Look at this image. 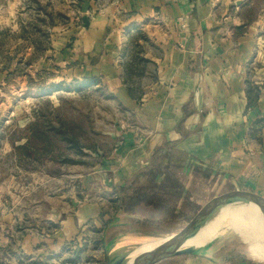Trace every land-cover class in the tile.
<instances>
[{
    "label": "crops",
    "instance_id": "crops-1",
    "mask_svg": "<svg viewBox=\"0 0 264 264\" xmlns=\"http://www.w3.org/2000/svg\"><path fill=\"white\" fill-rule=\"evenodd\" d=\"M3 1L2 10L10 4ZM75 1L78 22L55 27L49 63L40 57L29 68L35 76L50 72L52 90L92 84L130 123L116 129L113 148L96 153L82 176L27 172L18 164L27 160L0 142V168L8 158L15 164L12 174L0 176V264L54 263L66 245L94 229L175 222L160 215L171 207L186 214L197 180L225 191L203 207L264 205V0H88L87 27ZM160 163L163 176L180 185L179 199L159 188V209L140 203L131 212L104 210L116 188L129 182L144 188ZM26 176L38 182L24 184ZM59 180L61 191L52 187ZM237 208L258 213L250 204ZM211 244L182 264H249L223 239Z\"/></svg>",
    "mask_w": 264,
    "mask_h": 264
},
{
    "label": "rangeland",
    "instance_id": "rangeland-1",
    "mask_svg": "<svg viewBox=\"0 0 264 264\" xmlns=\"http://www.w3.org/2000/svg\"><path fill=\"white\" fill-rule=\"evenodd\" d=\"M9 1L7 9H0V142L12 145L14 157L27 160L22 164L18 163L27 172L43 170L56 177L82 176L88 173L98 160L94 156L96 153H100V158L113 148L114 141L111 136L116 129L129 124L130 120L105 96L103 90L88 88L77 92L57 88L53 91L50 72L44 71L40 76H35L34 70L29 68V63L40 57L44 64L49 63L50 54L46 52L55 27L61 29L78 22L76 16L79 4L75 0H25L24 3L23 0ZM2 2L4 1L0 0V5ZM72 19L74 21L71 22ZM23 77L26 80L25 87L22 88ZM75 87L76 85L70 89ZM24 93L27 95V101L19 102L17 99ZM34 93H41V98L32 100L30 95ZM10 110L16 113L8 119L6 117ZM19 111L21 114L17 115ZM25 119L27 124L23 129L26 132L18 127L20 123L24 124ZM35 130H42L45 134L39 138L37 134L34 135ZM54 130L55 132H52ZM56 131H60V135H56ZM63 137L75 139L79 147L70 148L68 142L61 141ZM23 140L26 141L21 146L17 145ZM28 160L36 161L37 166L34 167ZM14 165L9 158L4 161L0 176L5 173L12 174ZM22 179L24 184L32 185L36 180L28 176ZM16 182L19 183V180ZM63 185L62 180L52 182V187L59 191ZM191 190L195 206L186 207L190 212L186 215L189 217L187 220L176 218L175 222L165 224L155 222L154 224H158L156 226L144 220V225H136L138 227L134 230L113 228L103 233L101 230H90L80 235L79 242L75 239L66 245L60 252L59 259H54V263L45 264H106V251L110 247L137 242L145 237H171L180 244H195L214 236H217L214 241L223 239L227 243L226 250L231 249L233 254L243 253L249 264H264V242H259L263 249L259 246L253 248L255 242L264 240V230L263 234L262 229L251 234L254 228L260 225L250 222L249 226L237 232L230 230L247 221L252 215L242 214V209L234 207L235 205L213 204L209 205L210 210L200 223L191 224V219L206 208L203 206L207 202L225 192L222 191L224 189H214L212 184L203 180L193 181ZM76 191L79 192V189L76 188ZM110 199L109 196L108 205H104V210L113 213L112 204L109 205ZM159 220L161 221V217ZM191 239L192 241H189ZM188 257L190 256L144 259L139 264H182ZM127 258L120 264H138L130 262Z\"/></svg>",
    "mask_w": 264,
    "mask_h": 264
},
{
    "label": "trees",
    "instance_id": "trees-1",
    "mask_svg": "<svg viewBox=\"0 0 264 264\" xmlns=\"http://www.w3.org/2000/svg\"><path fill=\"white\" fill-rule=\"evenodd\" d=\"M93 87L92 84L86 85V84H78L73 89V91L80 92L84 89ZM67 90H70L67 88ZM72 91V90H71ZM52 132H55L52 131ZM60 131H56V135H60ZM37 134V137L41 138L45 133L41 131H34V135ZM33 136V132L31 134ZM62 142H68L70 144V148L77 149L79 147L78 142L75 139H69L67 137H63ZM25 148L28 149V146ZM35 151V149H33ZM158 165H161V168H158ZM154 165L153 169L151 170L152 178L149 180V183L144 188L141 187H132V183L129 182L126 184V187H118L114 190L110 204H112L113 210L117 211H123V212H131L136 206H138L140 203L146 204L148 206H151L155 209H159L162 207L163 201L162 198H160L157 194L164 190L165 194H168L172 200L173 199H179L180 196V185L172 178L168 177L166 175L163 176L162 174V163ZM159 174V175H157ZM156 176H162L164 178L163 183H156ZM154 177V179H153ZM128 185V186H127ZM159 188H162L163 190H159ZM194 207V203H188L187 207ZM187 213H174V208L171 207V213L160 215L163 217H168L171 220H176V218H183L187 220L189 217L186 216L190 212H188V209H186ZM139 224V223H138ZM232 253V252H231ZM233 254V253H232Z\"/></svg>",
    "mask_w": 264,
    "mask_h": 264
},
{
    "label": "water",
    "instance_id": "water-1",
    "mask_svg": "<svg viewBox=\"0 0 264 264\" xmlns=\"http://www.w3.org/2000/svg\"><path fill=\"white\" fill-rule=\"evenodd\" d=\"M81 2L80 5V12L84 15L82 18L83 26L87 27L89 22L86 17V14L89 10L90 3L88 0H79ZM252 205L258 213L260 214L261 218L264 220V205L259 203H247V204H238L234 207L243 206V205ZM210 207H206L197 214L191 224H198L200 221L204 219V216L208 214ZM210 241L200 247H186L183 248V244L176 245V246H169V245H159L151 248L150 250L143 251L138 255L141 256L143 259H157V258H170V257H178V256H196L200 255L202 252L207 250L211 243ZM142 245L138 244V242L132 243H122L119 245H115L110 247L106 251V264H117L118 262L122 261L124 258L128 257L130 254L136 252L140 249Z\"/></svg>",
    "mask_w": 264,
    "mask_h": 264
},
{
    "label": "bare ground",
    "instance_id": "bare-ground-1",
    "mask_svg": "<svg viewBox=\"0 0 264 264\" xmlns=\"http://www.w3.org/2000/svg\"><path fill=\"white\" fill-rule=\"evenodd\" d=\"M250 215H252L249 219H247V221H244V222H241L240 224H238L237 226H235L233 229H230V230H232V231H234V232H237V231H239V230H241V229H244V228H246L247 226H249L248 224L250 223V222H255V223H257L258 225H260V226H258V227H256V228H254L253 230V232L251 233V234H253L255 231H257V230H259V229H262V234H263V230H264V220L261 218V216H259L260 214L259 213H257V214H254V213H252V214H250ZM256 215H258V216H256ZM262 225V226H261ZM222 234V233H221ZM176 235V234H175ZM180 236V235H179ZM215 237H217V236H214V237H211V238H208V239H205V240H203V241H201V242H199V243H195V244H183V248H186V247H200V246H202V245H204V244H206V243H208V242H210V241H212V240H214V238ZM249 237V236H248ZM177 239V238H176ZM189 241H192V239L191 240H189ZM189 241H187V242H189ZM195 241V240H194ZM264 242V240H260V241H258V242H255L254 244H253V248L255 249V247H260L261 245L259 244V242ZM138 242V244H141L142 246L140 247V249L139 250H137L136 252H134V253H132V254H130L129 256H128V260H130V262H138V264L140 263V262H142V261H144V259L143 258H141V256H139L138 254L139 253H141V252H143V251H147V250H150L151 248H153V247H155V246H159V245H169V246H176V245H179V243L178 242H176L173 238H171V237H163V239H150V238H148V237H145V238H142V239H140V240H138L137 241ZM263 244V243H262ZM251 248V247H250ZM252 248V249H253ZM260 248H262L263 249V247H260ZM258 250V249H257ZM263 251V250H262ZM264 253V252H263ZM263 255V254H262ZM264 256V255H263ZM260 259V258H259ZM261 259H263V258H261ZM264 261V260H263ZM121 263V261L120 262H118L117 264H120ZM127 264V263H126Z\"/></svg>",
    "mask_w": 264,
    "mask_h": 264
},
{
    "label": "built area",
    "instance_id": "built-area-1",
    "mask_svg": "<svg viewBox=\"0 0 264 264\" xmlns=\"http://www.w3.org/2000/svg\"><path fill=\"white\" fill-rule=\"evenodd\" d=\"M125 125H122L121 128H124Z\"/></svg>",
    "mask_w": 264,
    "mask_h": 264
}]
</instances>
